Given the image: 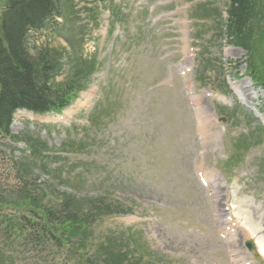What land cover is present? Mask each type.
Here are the masks:
<instances>
[{"label": "rangeland", "instance_id": "obj_1", "mask_svg": "<svg viewBox=\"0 0 264 264\" xmlns=\"http://www.w3.org/2000/svg\"><path fill=\"white\" fill-rule=\"evenodd\" d=\"M5 1L0 0V14ZM86 1L72 0L67 3V10L80 12ZM122 1L115 0V4L121 3L123 9L122 16H118L123 25L119 26L117 22L113 28L119 34L117 41L114 36L111 39L101 37L106 24L104 12L100 16V29L91 33L84 47L88 52L94 47L97 52L98 71L88 87L95 93L86 103L81 100L87 94L85 91L78 98L83 104L76 102L73 106H80L76 112H80L81 130L87 126V119L92 121V127L78 141L83 133L78 135L80 132L73 131V128L66 133L64 125L41 129L30 124V131L39 132L36 147L44 151L33 169H36L34 174L31 167H23L20 172L29 181L45 167L48 173L42 172L39 181L43 183V178L47 177L50 183L58 185V189L63 188L79 199L84 198L86 204L83 207H92L89 202L99 200L98 206L104 203L132 209V216L105 221L100 233L134 226L132 234L136 249L141 256L148 258V263L141 259L138 264H232L238 258L231 257L229 243L220 237L217 211H222L223 217L231 203L233 207L239 202L241 209L254 211L263 221L264 140L262 134L254 130L256 122L252 120L246 127L245 117L231 119L227 129L206 117L203 122L209 136L205 140L199 139L193 102L183 92L177 67L183 57V31L187 35L191 31L194 36L197 34L202 43L209 40V46L201 45L199 59L195 58L198 50L193 43L196 42L190 44L193 56L189 60L191 71L187 77L195 92L196 106L206 113L221 112L220 106L233 107L236 102L229 95L212 93L220 85H208L210 81L198 71V61L205 65L204 71L213 72L211 76L221 71L222 76L228 78L235 72L243 74L247 60L256 78L264 82V0L254 3V25L251 24L248 31L249 38L233 44H227L222 37L225 0H206L207 5L194 8L198 0H176L173 3L169 0ZM174 9L176 14L170 16L169 12ZM191 18H207L210 22L205 28L196 23L192 28ZM72 21L64 35L59 37L50 30L31 34L27 42L30 55H35V48H47L55 53V58L59 55L70 57L72 73L86 72L87 64L93 59L81 51L79 34L83 29H77ZM80 24L84 25L83 22ZM183 55L187 57L184 50ZM66 75L56 81L64 82ZM198 79L204 83H198ZM242 79L237 83L241 86L244 82L247 88L243 91L245 100L252 97V104L256 105L257 96L260 107L264 92L249 87L247 78ZM224 113L232 116L227 111ZM24 129L23 125H18L9 132L18 135ZM246 132L250 135L244 134ZM256 141L263 143L245 151L250 144L256 145ZM0 142V188L15 190L18 180L13 165L21 157L16 150L19 146L14 147L6 140ZM245 152L247 154L238 168L223 169L228 157L239 162ZM201 164L203 172L214 170L217 173L220 195L216 200L210 196V189H205L196 178V169ZM235 190L238 200L233 201ZM18 196L17 192L11 195L0 193V199L10 202L9 205H15ZM51 196L55 195L47 189L43 202L51 200ZM241 229L236 230L234 237L245 242L249 238ZM232 248L237 249L239 255L243 253L241 246ZM256 250L252 252V258L255 259L256 254L260 257L256 258L257 262L264 264ZM49 254L50 251L43 253L41 264L53 263ZM101 260L110 264L114 257H102ZM29 264L38 263L31 260ZM59 264H63L61 259Z\"/></svg>", "mask_w": 264, "mask_h": 264}, {"label": "trees", "instance_id": "obj_2", "mask_svg": "<svg viewBox=\"0 0 264 264\" xmlns=\"http://www.w3.org/2000/svg\"><path fill=\"white\" fill-rule=\"evenodd\" d=\"M57 1L6 0L5 2L0 16V131L4 135L8 134L9 118L16 108H26L36 112L59 108L84 88L93 70V65L87 64L89 67L86 72L72 73L70 66L73 61L67 57L70 65L66 79L57 84L55 76L61 68L60 61L65 56L59 55L55 58V53L50 49L39 50L42 47L35 48V55H30L28 52V32L41 30L52 17L59 16ZM255 1L228 0V18L224 35L230 39V42L242 43L249 38L248 31L251 29V24L254 25L252 16ZM31 146L32 143L30 144L32 154L36 153ZM21 179L20 187L14 191L19 194L15 207L26 210L28 214L27 217H20L23 224L22 237L11 236L10 232L14 229L9 231L6 228L7 232L3 235L13 238L11 245L19 240H22L24 248L47 246L50 242L57 250H61L64 245L68 246L64 252L76 256L77 254L72 253V244L83 246L89 239L86 233L90 232L91 226L101 218L119 212L116 206L103 203L99 207V200L90 201L92 207H83L86 200L62 194L47 185L42 187L35 182ZM47 189L55 196L43 202ZM8 205V201L0 199V208H6ZM31 219L35 222L30 221ZM2 221L9 225L4 215ZM73 241L75 243H72ZM114 250V238L111 236L100 245L101 253L97 257L92 255L86 259V256H83L86 260L79 258V261L82 264H108L101 258L108 259ZM110 264L123 263L113 260Z\"/></svg>", "mask_w": 264, "mask_h": 264}, {"label": "bare ground", "instance_id": "obj_3", "mask_svg": "<svg viewBox=\"0 0 264 264\" xmlns=\"http://www.w3.org/2000/svg\"><path fill=\"white\" fill-rule=\"evenodd\" d=\"M183 50L184 54L188 55L186 46ZM185 81L187 84L188 82L186 79ZM233 199V201L238 200L236 190L233 192ZM238 203L239 202H237V206L232 207L233 217L237 219V223L244 230L249 240L253 242L254 247L255 249H257L258 253L264 258V219L263 221L260 220L259 217L256 216V213L250 209H241L239 205L240 203ZM249 207L252 206L250 205ZM227 226H230V224H227L226 227ZM244 263H246V261H244Z\"/></svg>", "mask_w": 264, "mask_h": 264}]
</instances>
